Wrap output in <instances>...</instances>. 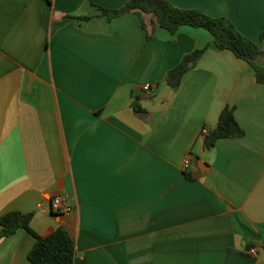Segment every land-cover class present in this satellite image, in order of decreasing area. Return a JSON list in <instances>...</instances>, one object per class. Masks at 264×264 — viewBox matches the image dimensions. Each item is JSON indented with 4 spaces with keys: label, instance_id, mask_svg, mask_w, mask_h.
I'll return each mask as SVG.
<instances>
[{
    "label": "crops",
    "instance_id": "0c3cea01",
    "mask_svg": "<svg viewBox=\"0 0 264 264\" xmlns=\"http://www.w3.org/2000/svg\"><path fill=\"white\" fill-rule=\"evenodd\" d=\"M126 1L0 0V218L33 212L40 237L63 227L73 264H264V85L210 46L172 89L168 71L211 35L99 15ZM168 1L264 33V0ZM225 106L243 135L206 149L201 129ZM34 243L1 238L0 264H32Z\"/></svg>",
    "mask_w": 264,
    "mask_h": 264
},
{
    "label": "trees",
    "instance_id": "16d2710c",
    "mask_svg": "<svg viewBox=\"0 0 264 264\" xmlns=\"http://www.w3.org/2000/svg\"><path fill=\"white\" fill-rule=\"evenodd\" d=\"M97 9L99 15L108 21L132 11H139L149 17L151 27L157 26L172 35L181 26L202 28L211 35L209 44L185 55L179 64L168 71L166 83L172 89L179 86L183 75L197 64L210 46L219 51H229L236 58L246 62L252 68L257 83L264 85V66L258 63V57L264 50V33L260 34L259 43H256L243 36L226 17H211L199 9L179 8L168 0H127L118 9L107 10L100 7ZM142 28L146 31L147 39H151L152 35L148 32L144 20ZM133 109L139 115L145 113L136 98ZM233 111V107L225 106L219 114L216 126L208 128L203 136V145L206 149L212 148L219 139H232L243 135ZM186 177L193 179L189 173H186ZM33 216V212L12 211L4 214L0 218V239L13 235L18 229H24L35 238V243L27 256L32 264H73L75 246L68 232L63 227H57L47 236L40 237L30 228Z\"/></svg>",
    "mask_w": 264,
    "mask_h": 264
},
{
    "label": "built area",
    "instance_id": "2783aa9c",
    "mask_svg": "<svg viewBox=\"0 0 264 264\" xmlns=\"http://www.w3.org/2000/svg\"><path fill=\"white\" fill-rule=\"evenodd\" d=\"M143 91L145 92H150L152 90V86L150 84H146L143 86ZM208 128L207 127H203L201 129V136L203 137L206 132H207ZM184 164L185 165H188L189 164V159L186 158L185 161H184ZM50 208H51V211L54 212V213H58V214H70L73 210V208L68 205L65 200L60 197L59 195H54L53 197H51L50 199ZM248 253L249 254H256V249L255 248H250L248 250Z\"/></svg>",
    "mask_w": 264,
    "mask_h": 264
}]
</instances>
